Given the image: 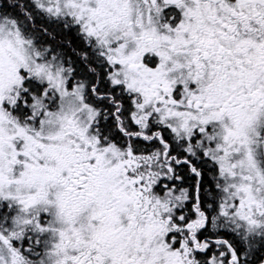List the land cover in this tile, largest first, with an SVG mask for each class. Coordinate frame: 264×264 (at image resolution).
<instances>
[{"label":"snow or ice","instance_id":"obj_1","mask_svg":"<svg viewBox=\"0 0 264 264\" xmlns=\"http://www.w3.org/2000/svg\"><path fill=\"white\" fill-rule=\"evenodd\" d=\"M0 264H264V0H0Z\"/></svg>","mask_w":264,"mask_h":264}]
</instances>
